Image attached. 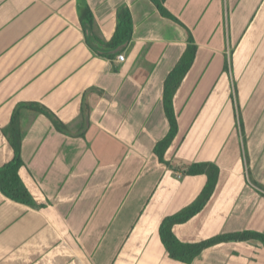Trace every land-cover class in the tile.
Listing matches in <instances>:
<instances>
[{
	"label": "crops",
	"instance_id": "0c3cea01",
	"mask_svg": "<svg viewBox=\"0 0 264 264\" xmlns=\"http://www.w3.org/2000/svg\"><path fill=\"white\" fill-rule=\"evenodd\" d=\"M122 6L134 23L124 50L105 45ZM165 8L179 24L149 0H0V168L13 158L3 131L19 105H44L69 127L61 134L23 112L19 174L34 204L0 191V264H182L159 228L207 178L182 176L154 149L169 131L164 82L189 36L197 52L174 98L179 131L165 161L213 163L220 176L205 208L174 234L183 243L264 234V0ZM191 264H264V247L223 243Z\"/></svg>",
	"mask_w": 264,
	"mask_h": 264
},
{
	"label": "trees",
	"instance_id": "16d2710c",
	"mask_svg": "<svg viewBox=\"0 0 264 264\" xmlns=\"http://www.w3.org/2000/svg\"><path fill=\"white\" fill-rule=\"evenodd\" d=\"M149 1L155 5L163 18L179 24V21L165 8L166 0ZM81 14L85 27L91 28L94 21L90 9L87 8L82 10ZM116 17L115 34L112 40L105 45L109 48L124 50L133 39V18L127 6L118 8ZM196 52L197 46L193 38L189 36L185 53L164 82L162 102L164 113L169 123V131L165 138L156 144L154 149V154L161 164L170 167L175 172L182 174V176L193 177L203 175L207 178L206 184L198 197L180 212L165 218L159 228L161 242L169 257L182 264L193 263L204 250L223 243L255 241L259 242L264 247V234L256 232L245 231L230 235H222L197 243H183L174 234L173 230L175 226L189 222L205 208L216 190L220 176L219 168L213 163H198L177 168L165 161V154L171 147L179 131L178 120L174 109V98L195 61ZM23 112H30L36 116L42 115L46 117L51 122L54 129L61 134H68L69 127L61 122V120L44 105L39 103H25L17 107L12 115L10 124L3 131L13 150V158L0 168V191L7 198L16 203L31 206L34 204L33 197L23 184L19 174L21 168L24 166L21 157L22 143L25 135L22 127ZM81 123V129H84L90 124L88 111L87 113L83 112V115H81Z\"/></svg>",
	"mask_w": 264,
	"mask_h": 264
},
{
	"label": "built area",
	"instance_id": "2783aa9c",
	"mask_svg": "<svg viewBox=\"0 0 264 264\" xmlns=\"http://www.w3.org/2000/svg\"><path fill=\"white\" fill-rule=\"evenodd\" d=\"M118 61L119 62H124L125 61V57L123 55H119L118 56Z\"/></svg>",
	"mask_w": 264,
	"mask_h": 264
},
{
	"label": "rangeland",
	"instance_id": "374dc122",
	"mask_svg": "<svg viewBox=\"0 0 264 264\" xmlns=\"http://www.w3.org/2000/svg\"><path fill=\"white\" fill-rule=\"evenodd\" d=\"M229 67V64L227 65ZM232 96L234 97V100L236 101V94L234 95V92L232 93Z\"/></svg>",
	"mask_w": 264,
	"mask_h": 264
}]
</instances>
